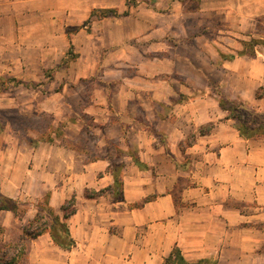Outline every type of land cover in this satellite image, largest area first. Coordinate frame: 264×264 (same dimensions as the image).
Wrapping results in <instances>:
<instances>
[{
    "label": "crops",
    "instance_id": "obj_1",
    "mask_svg": "<svg viewBox=\"0 0 264 264\" xmlns=\"http://www.w3.org/2000/svg\"><path fill=\"white\" fill-rule=\"evenodd\" d=\"M128 1L0 0V101L4 81L15 80L17 88L27 89L37 73L42 76L44 69L60 64L72 46L82 56H92L93 43H99L102 50H109L105 66L114 61L116 66L133 68L129 61L135 47L131 42H135L142 49L143 60L150 57L145 49H151L156 63L150 70L139 65L130 75L120 76L123 72L118 69L117 77L109 73V79H122L124 85L112 97L124 105L122 97L129 102L136 91L128 86L146 91L158 105L154 117L159 132L152 135L149 126L142 127L139 147L132 148L147 170H140L129 155L116 159L124 165L122 201H115L109 192L88 199L85 191L113 186L107 143L113 141L127 152L130 141L123 144L120 137L107 133L105 139L98 138L105 141L104 148L100 144L94 148L93 154L100 157L91 160L92 151L83 149L68 133L53 143L37 144L22 140L17 133H0V196L21 204L29 201L21 220L10 211L0 212L4 241L21 238L38 213L33 203L49 195L50 206L63 217L61 207L75 197L77 211L67 223L76 247L63 251L45 233L27 242L29 254L24 264H163L175 247L189 262L264 264V137H242L218 100L213 99L212 106L207 100L211 86L218 85L229 99L264 112V97L256 96L264 88V49L257 48L255 57L223 61L204 45L199 51L205 58L198 65L187 55L174 52L171 42L197 36L203 23L191 19L201 9L190 11L189 1L180 0H135L138 5L132 7ZM96 9L129 11V15L93 22L88 30L85 22ZM164 45L172 50L159 53ZM74 66L65 74L76 84L81 78L72 76ZM216 73L222 77L216 78ZM229 77H238V92L228 88ZM64 88L66 95L68 85ZM180 93L199 97L169 106ZM107 97L109 100L110 92ZM88 107L93 108L83 113L72 108L74 126L78 122L88 128L82 121L84 113L88 118L95 116L93 121L107 125V130L128 123L118 109L127 106H112L118 118L108 116L104 122L99 106ZM11 108L24 111L19 106ZM211 124L209 133L199 134L200 128ZM189 137L194 141L185 143Z\"/></svg>",
    "mask_w": 264,
    "mask_h": 264
},
{
    "label": "rangeland",
    "instance_id": "obj_2",
    "mask_svg": "<svg viewBox=\"0 0 264 264\" xmlns=\"http://www.w3.org/2000/svg\"><path fill=\"white\" fill-rule=\"evenodd\" d=\"M196 2L195 6L199 5L201 12L196 14L191 20H199L203 23L202 27L198 28L196 32L197 36L195 37L199 38L196 41L192 40L195 38L194 36H191L190 39H184L182 37H178L177 40L173 39L174 41L171 43L174 52L187 55L194 59L196 64L202 65V58L204 59L205 57L201 55L199 48H202L204 45H209L206 46V51L210 50L216 57L219 56L222 60V54L239 58L237 56L238 52L244 50L243 43L250 42L252 38L264 40V0H197ZM128 5L132 7L138 4H136L135 0H130L128 1ZM101 20L94 18L90 22L88 19L85 22V26L89 30V26H91L93 22ZM258 30L261 31L262 35L257 33ZM74 31L75 30L72 29L69 33H74ZM93 45L95 48H91V50L94 51L92 52V56H87V54L82 56L81 53L76 51L77 48L73 46V48L68 47L62 62L52 68L49 67L48 69H44V74H42V76L37 73L38 78L33 83H30L27 89L17 88L19 87L17 81L2 83L3 87L1 91L3 92V98L0 101V106H4V108H0V129H3L6 135L16 134V131L19 130L22 125L21 123H17L16 119L25 116V119L29 121L25 122L26 126L45 130L47 127H50L51 119H53L52 124L54 126H58L59 123L64 124L66 127L65 133L73 136L83 149L88 148L89 152L92 151V153L95 152L94 148H96L98 144H100L99 148H104L105 141H98V138L105 139V137L108 136L107 133L113 137H120L123 144L126 143V141L127 143L130 141L132 147L130 146L129 148L133 151L139 147L140 133L138 131H143L144 129H142V127L146 125L147 127L149 126V132L152 135L159 133L156 128L157 121L154 117L155 111L157 110L156 106L158 105L156 103L153 104L150 98H148L149 95L146 94V91H141L137 88V85L128 86L131 89L135 88L134 98L128 102L129 99L123 96L122 102L124 105H122L121 101L117 100V98H113L112 95H117L119 91L122 90L124 86L122 85L123 80H111L107 77L109 73H113V75L117 77L115 69L123 72L120 76L130 75V73H133L135 70H139V65L150 70V67L156 63L152 61L154 58L153 51H150L151 49L148 51L145 49V52H147L150 57L145 58V56V60H143L139 53L141 47L137 46L135 42H131V45L135 47L132 49V53L130 54L131 61L129 62H131V66L138 67H124L123 64L116 66L114 61H111L105 66V58L109 50H102L101 47H99V43L97 46H95V43H93ZM84 47H82L81 50H85ZM257 48L264 49V47L260 46ZM170 49V45L168 47L164 45V47L158 51L161 53V50H163V52L166 53ZM138 59L142 62H137ZM71 64H75L70 71L72 76L76 74V76H80L81 78L76 84L70 82V79L67 78V74H65ZM126 68L129 72L125 71ZM215 75L216 78L222 77L221 73H216ZM226 80L228 88L233 92H238V77H229L226 78ZM119 82H121V84ZM179 82L182 84L181 80ZM193 82L195 85L198 83L197 80ZM10 83H14V86ZM66 85H68V88H66V95H64V87ZM216 90H219L218 85H212L209 97L207 98V100L210 101L208 106H212L213 102L211 101H213V99H219L215 94ZM107 92H110V98L113 101H110V98L108 100ZM198 95L199 94L186 95L180 93L178 99L169 106H175L177 103H185L189 98L192 100L197 99L199 97ZM11 106H19L20 109L24 111L19 113V109L11 108ZM88 106H99L98 112L103 122L108 116L114 120L118 118L112 106H127L118 109L122 110V112L119 111V113L120 115L126 116L125 120L128 121V123H124L123 128L117 125L115 127L110 126L109 129L111 130H107V125L104 126L103 123H95L93 121L95 120V116L90 115L92 119L90 117L89 119L87 113H84V116L81 115V117L85 118V124L89 126V129L86 127L83 128L82 123L78 122L74 126L71 119V116H73V109L75 108L83 113L86 109L89 111L93 108ZM109 122L110 121H108V123ZM111 122L113 121L111 120ZM131 127H134L135 130L131 129ZM91 129L94 135L91 134ZM127 136L129 137L126 138ZM193 141L192 137H189L185 143H191ZM112 143L115 144L113 141ZM88 157L92 159L94 156L88 155ZM26 203H29V201ZM33 204L35 205L37 202ZM212 263L216 264V262ZM241 264L248 263L244 262Z\"/></svg>",
    "mask_w": 264,
    "mask_h": 264
},
{
    "label": "trees",
    "instance_id": "obj_3",
    "mask_svg": "<svg viewBox=\"0 0 264 264\" xmlns=\"http://www.w3.org/2000/svg\"><path fill=\"white\" fill-rule=\"evenodd\" d=\"M182 2L189 1L188 10L197 11L199 10L200 2L198 6H195L197 0H180ZM192 4V6H191ZM194 7V8H191ZM129 15V11H126L122 14L119 13L116 9H96L93 10L89 21L91 22L94 18L99 20L108 18L110 16L120 17ZM261 24V22H260ZM264 26V25H263ZM264 32V30H263ZM259 35H262L261 31H257ZM244 50L238 52V57L242 56H256V48L264 47V40L252 38L250 42L243 43ZM73 48V47H71ZM70 55V54H68ZM223 61H232L236 59V56H226L221 55ZM69 62V60H68ZM13 82L15 80H6L4 82ZM3 82V83H4ZM215 94L218 96V103L220 108L225 111L227 119H232L236 122V129L240 135L247 139L264 137V112L259 113L256 110L250 108L249 104L229 99L224 95L220 90H216ZM257 98L260 99L264 97V88H260L256 94ZM85 118H82L84 121ZM17 123H21V127L16 132L22 140L29 141L31 144H37L38 142H48L53 143L56 139H64L65 134V125L59 123L58 126L52 124L53 119H51L50 127L45 130L37 129L36 127L26 126L25 122H29L25 119V116L18 117L16 119ZM85 123V121H84ZM212 125H207L200 128L199 134L205 135L212 130ZM1 126V124H0ZM89 129V126H88ZM3 132V129H0V133ZM30 132L36 134V137H33ZM195 137V136H192ZM115 145V146H114ZM108 147V157L111 161V164L108 168V172L114 177V184L112 187L105 190L96 192L94 190H86L85 196L88 199H97L100 196H103L107 192L112 194V197L115 201L123 200V172L124 165L117 162L122 154L129 155L134 163L140 168V170H147L148 167L144 164L138 155L130 150L127 152L119 149L116 144L112 142L107 143ZM112 147V148H111ZM90 156H94L91 160H96L100 156H95L93 153H89ZM28 203L21 204L12 199L0 196V212L10 211L16 218L19 220L23 219L26 214ZM37 207L38 213L35 219L29 223L28 226L24 228L21 238L17 242H5L4 236L6 230L4 227L0 226V264H24L28 258L29 247L27 242L29 240H34L39 238L45 233H49L54 244L62 249L63 251H71L76 247V242L71 236L70 228L68 226L67 220L76 214V199L66 201L61 207V212L63 217L58 215L55 210L50 206L49 195H46L44 198L37 201L35 204ZM136 207L140 205H135ZM163 264H213L207 259L200 260L198 262H189L185 259L180 248L175 247L170 255L165 259Z\"/></svg>",
    "mask_w": 264,
    "mask_h": 264
}]
</instances>
